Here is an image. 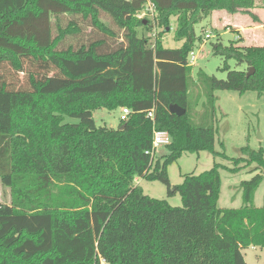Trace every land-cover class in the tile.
<instances>
[{
    "label": "trees",
    "instance_id": "obj_1",
    "mask_svg": "<svg viewBox=\"0 0 264 264\" xmlns=\"http://www.w3.org/2000/svg\"><path fill=\"white\" fill-rule=\"evenodd\" d=\"M147 4L153 25L139 18ZM253 8L254 0H0V184L10 192L0 202V264H246L242 250L264 248V207L253 206L261 174L240 182V208L217 206L219 169L264 168L262 150L242 147L236 159L214 150V92L264 93V47L214 44L226 78L198 73L201 90L187 63L201 40L196 25L216 11L259 22ZM62 17L80 18L93 40L60 48L83 34ZM172 17L178 49L162 46ZM153 28L161 32L147 37ZM229 60L245 69L231 71ZM173 105L184 115L171 114ZM122 107L131 109L127 121L96 127L93 112ZM155 130L171 142L154 160L145 153ZM199 152L233 167L214 164L171 186L168 166ZM137 178L162 183L181 206L144 195Z\"/></svg>",
    "mask_w": 264,
    "mask_h": 264
},
{
    "label": "rangeland",
    "instance_id": "obj_2",
    "mask_svg": "<svg viewBox=\"0 0 264 264\" xmlns=\"http://www.w3.org/2000/svg\"><path fill=\"white\" fill-rule=\"evenodd\" d=\"M254 6L258 10H264V0H254ZM142 13L144 16H142ZM217 13H215L216 15ZM241 13H238V15ZM214 14H211L205 21L195 26V33L201 38L200 42L195 44L193 54L195 60L191 66V78L196 81L197 74L203 73L208 77H214L217 80H224L226 78V71H222L225 61L219 56H215L212 51L214 44L221 43L224 46H228L230 42L240 40L241 46H259L264 47V28H260L258 32V38L250 36V32H247L244 37L241 33H234L235 29L230 26L222 24V19L218 20L220 24L218 29H212L215 25L210 21ZM243 15V14H242ZM246 15V14H245ZM231 20L233 15H226ZM248 22H252V18L249 15ZM140 19H147L153 25V13L148 6H145L144 10L139 14ZM251 18V19H250ZM70 20H74L79 23L83 28V34L78 36H72L66 38L60 48H66L68 46L78 47L80 44H87L93 40L94 36L91 33L90 28H87L86 24H82L80 18L76 17H62L61 25L64 27ZM102 21L108 24L111 29L118 33L116 27L111 22L108 16L103 15ZM249 24V23H248ZM170 31L164 33L162 39V46L166 49H178L182 43L174 40V32L176 29V21L170 19ZM230 28L231 32L223 31L226 28ZM220 29V30H219ZM221 31V32H218ZM153 32L157 35L161 32L160 29L153 28L146 36L149 35L154 38ZM209 34L210 39H205V35ZM55 35V31H54ZM212 35L214 37H212ZM236 39L234 40V38ZM253 39V40H252ZM255 41L259 42L256 43ZM118 43V40L114 41ZM259 44V45H258ZM228 68L231 71H243L244 65H237L235 61H226ZM18 80L23 82L24 77L18 76ZM197 88V81L195 82ZM196 86L192 87V93L195 94L198 91ZM200 92V91H199ZM202 93V92H201ZM214 97L216 98L215 109L218 131L215 137L214 150L217 153H224L228 159H236L242 157L240 149L248 146L254 151L262 150L264 159V93L257 94L255 92H245L239 94L234 91H215ZM191 99V95L189 96ZM205 102L204 97L200 99V102L196 108L197 113L201 111V105ZM96 127H106L109 129H116L120 124V108L114 111H107L105 109L97 110L92 114ZM193 122L197 123V119ZM67 123H77L76 119L65 117ZM223 144V148L220 146ZM167 154L165 146H159L155 148L154 157H163ZM228 159H223L220 156H215L207 152L199 153H183L179 159L168 166L167 175L171 186L181 184L183 176L194 174L198 175L204 171H207L213 167L214 164H219L226 168H232L233 165ZM241 170L235 174L227 172L225 169H219V176L221 180L220 193L218 197L217 206L221 209H238L242 206L241 189L239 187L240 182L248 181L255 174H261L263 181L259 185L254 194L253 206L256 208L264 207V168H259L255 164L244 165L241 164ZM134 184L141 188L143 194L156 199L166 200L172 207H180L181 199L178 194L168 198L166 186L158 181L148 182L142 178H137ZM0 202H10V192L7 188H4L0 184ZM243 259L246 264H264V248L249 247L241 251Z\"/></svg>",
    "mask_w": 264,
    "mask_h": 264
},
{
    "label": "crops",
    "instance_id": "obj_3",
    "mask_svg": "<svg viewBox=\"0 0 264 264\" xmlns=\"http://www.w3.org/2000/svg\"><path fill=\"white\" fill-rule=\"evenodd\" d=\"M215 13H217V14L215 15ZM250 13H252L254 16H256L257 19L259 20V22H254L251 18L250 19L252 20V22L251 23L248 22V18L249 17L246 16L245 14H243V15L242 14H239V15L238 14H235V15H233L234 18L231 20L230 18H228L227 16H225V14L226 15H229V14H227L224 11H216V12H213L212 14H214V15L212 16V18L210 19V21L215 26L212 27V29H218V27L220 26V24H218L217 21L218 20H221L222 21V19H223L224 22L222 24H224L225 26H230L231 28L235 29V32H234L235 34L236 33H241L244 37H246L245 35L247 34V32H250L249 35L252 36V37H255V39H256V38H258V32H260V28H264V10H261L260 11V10H258L254 6V8L252 10H250ZM171 19H174L176 21V18L175 17H172ZM219 30H218V32H221ZM223 31H225L224 33L231 32L230 31V28H228V27L226 29H224ZM212 37H214V36L212 35ZM235 39H236V37L234 38V40ZM255 42L256 43H259L257 41H255ZM181 43H183V42L181 41ZM253 46H255V45H253ZM256 47H259V46H256Z\"/></svg>",
    "mask_w": 264,
    "mask_h": 264
},
{
    "label": "built area",
    "instance_id": "obj_4",
    "mask_svg": "<svg viewBox=\"0 0 264 264\" xmlns=\"http://www.w3.org/2000/svg\"><path fill=\"white\" fill-rule=\"evenodd\" d=\"M147 6L150 8V11L153 13L152 11V7L150 4H147ZM142 16H144V14L142 13ZM210 35L206 34L205 35V39H210ZM195 60V56L193 54V52H191L188 56L187 59V63L189 66H192ZM131 109L127 108V107H122L120 108V117H119V121L120 122H125L128 120L129 115L131 114ZM146 118H148L149 120L153 121L154 119V110H150L148 112H146ZM171 142L170 136L167 132L164 131H153V135H152V148L151 151L146 152V155H149L151 157V159L154 157V151L156 147L159 146H167L169 145Z\"/></svg>",
    "mask_w": 264,
    "mask_h": 264
},
{
    "label": "water",
    "instance_id": "obj_5",
    "mask_svg": "<svg viewBox=\"0 0 264 264\" xmlns=\"http://www.w3.org/2000/svg\"><path fill=\"white\" fill-rule=\"evenodd\" d=\"M254 72L253 68L250 69V71L247 73V76L251 75ZM169 112L171 114L176 115L177 117H180L184 115L185 111L181 109L180 107L173 105L169 107Z\"/></svg>",
    "mask_w": 264,
    "mask_h": 264
}]
</instances>
